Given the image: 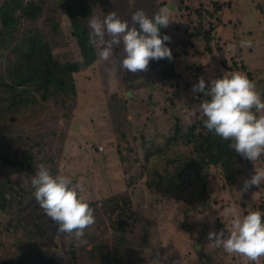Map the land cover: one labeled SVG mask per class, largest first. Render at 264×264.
Returning a JSON list of instances; mask_svg holds the SVG:
<instances>
[{
	"label": "rangeland",
	"instance_id": "1",
	"mask_svg": "<svg viewBox=\"0 0 264 264\" xmlns=\"http://www.w3.org/2000/svg\"><path fill=\"white\" fill-rule=\"evenodd\" d=\"M5 1L0 0V7ZM28 1L41 3L43 12L39 20L26 26L36 25L47 34L59 60L80 61L67 1L11 0L14 13L20 15V7ZM90 3L93 16L102 19L115 11L130 23L137 9L151 16L167 6L172 14V21L164 27L171 36L169 43L184 37L185 41L192 40V46L179 44L171 60H150L147 70L138 73L120 70L116 46L109 60L97 57L93 65L77 73L75 95H52L43 100L39 93L32 92L31 104L13 120L11 115L0 114V137L14 142L15 148L20 145L23 152L31 150L39 164L55 157L58 173L71 175L84 186L80 195L91 204L95 216L84 236L77 239L60 233L56 221L46 215L37 220V209L29 213V223L0 212V264H16L15 260L24 254L28 264H108L103 261L107 255L114 264H264V256L253 262L213 247L207 239L210 229L228 224V209L242 213L264 208L260 185L239 191L254 167L264 168L260 161L264 155L252 162L237 154L234 185L223 178L221 167L210 166L203 177H197L187 164L194 153L186 134L202 131L198 103L171 84L176 72L183 73L184 82L203 76L207 85L210 78L233 70L250 73L264 96V0ZM198 29L208 31L204 35L208 43L200 39L202 35L194 36ZM92 35L100 51L109 37ZM243 39L251 40V46H240ZM223 59L225 67L221 65ZM0 75H4L1 70ZM77 127L80 135L72 145L66 135ZM181 166L186 169L179 172ZM3 171L30 191L25 166L0 165V175L5 174ZM4 190L0 188V197ZM24 190L17 188L18 200L28 203ZM116 203L124 206L126 231L120 226L117 229L108 213L111 207L116 209ZM23 221L26 223L21 224ZM115 256L122 258L121 262Z\"/></svg>",
	"mask_w": 264,
	"mask_h": 264
},
{
	"label": "clouds",
	"instance_id": "2",
	"mask_svg": "<svg viewBox=\"0 0 264 264\" xmlns=\"http://www.w3.org/2000/svg\"><path fill=\"white\" fill-rule=\"evenodd\" d=\"M171 10L162 6L151 16L137 9L129 20L109 11L103 18L91 17L88 21L92 33L107 39L98 58L107 61L119 46L120 70L138 73L146 71L150 60L172 59L171 36L161 34L167 27ZM93 43L95 41H92ZM240 46H251L252 41L243 39ZM193 92L202 93L198 103L199 119L213 135L229 141V146L241 157L252 162L264 155V96L247 75L232 71L210 78L203 76L192 85ZM192 123V121H189ZM264 182V168H256L245 177L240 192ZM34 198L51 220L56 221L59 231L74 235L77 239L95 221L94 209L80 192L84 186L71 175L53 174L45 165L36 168L31 178ZM229 222L218 230L207 232L208 243L222 248L229 254H240L250 261L264 256V211L260 209L234 213L226 212Z\"/></svg>",
	"mask_w": 264,
	"mask_h": 264
},
{
	"label": "trees",
	"instance_id": "3",
	"mask_svg": "<svg viewBox=\"0 0 264 264\" xmlns=\"http://www.w3.org/2000/svg\"><path fill=\"white\" fill-rule=\"evenodd\" d=\"M66 1L72 34L77 39L81 55L80 61L64 62L59 60L54 53L53 43L47 38V34L36 25L33 27L26 26V23L36 22L41 18L43 12V5L41 3L36 1L25 2L20 7V15L14 13V4L11 0H6L1 5L0 70L4 73V75H0V114L2 116L7 117L11 115V120H13V117L18 115L23 107L26 108L31 104L30 94L32 92L39 93L43 100L50 98L52 95H75L78 92L76 83L77 73L84 72L87 67L93 65L97 60L99 46L97 45L96 38L92 35V29L88 23L94 14L90 0ZM199 11L201 12V10ZM25 31L26 35L22 37ZM160 32L161 34L167 33L165 28H161ZM207 32V30L198 29L194 36L200 38V35H202L203 38L200 39L204 43H208L209 38L204 36ZM92 41L95 42L93 43ZM179 44L182 47H191L192 40L185 41L183 37L180 41L170 44L174 55H176L174 49ZM117 53H120V48L117 50ZM221 65L223 67L227 65L225 59L221 61ZM186 66H188L187 63ZM185 69L187 70L186 67ZM198 69L199 67L196 68L197 71ZM192 74L195 75L194 73ZM245 75L250 80L252 79L250 73H246ZM182 79L183 73L176 72L175 81L171 82V84L176 89L182 90L187 99L199 103L200 97L203 94L193 92L192 90V85L197 81L184 82ZM177 125L175 124L174 127L176 132ZM76 132H79L78 127ZM186 137L187 142L192 144L194 153V157L187 164L192 167L197 177H203L208 167L215 166L223 169L222 176L223 178L225 177L224 179H226L229 185L236 183L238 171L236 170L235 163L238 160V153L229 146V141L213 135L203 124L200 134L187 133ZM14 145V142L0 137V165L3 168L17 167L19 165L25 166L30 191H25L24 188L20 187L18 181L3 171L5 174L0 175V188H5V190L3 196L0 197V212L19 216L29 223L31 221L29 220L30 214L37 209V220H41V217L45 213L34 198V187L31 184V178L35 174L36 168L41 164L35 160L34 153L31 150L23 152L20 145L19 148H15ZM123 152L124 150L121 151V155ZM24 156L26 159L23 158ZM260 161L264 162V160ZM47 163L51 165L47 166ZM43 165L48 167L53 174L59 172L56 158L53 156L49 160H44ZM185 169V166H181L179 172ZM158 182L161 183L163 181L161 179ZM260 186L264 190V182ZM17 188L24 190L29 196L30 202L18 200ZM16 206H19V208H16ZM257 209L264 211L263 207H258ZM124 212L125 209L122 203H116V209L111 207L108 211L115 227L119 229L120 226L123 231H126L127 220L125 219ZM25 221L21 222V224H25ZM57 230L59 231L58 226ZM121 259L115 256L116 261L121 262ZM103 261H107L108 264H114L109 255L103 256ZM15 263L28 264V256L26 254L19 256L15 260Z\"/></svg>",
	"mask_w": 264,
	"mask_h": 264
},
{
	"label": "crops",
	"instance_id": "4",
	"mask_svg": "<svg viewBox=\"0 0 264 264\" xmlns=\"http://www.w3.org/2000/svg\"><path fill=\"white\" fill-rule=\"evenodd\" d=\"M76 116H77V115H76ZM76 116H75V117H76ZM79 130H80V128H79ZM71 134L73 135V138H70V135H71ZM79 135H80V132H76V131L72 130L70 134H67V135H66V139H68V140H69V143L73 145V144L75 143V141L77 140V137H78Z\"/></svg>",
	"mask_w": 264,
	"mask_h": 264
}]
</instances>
